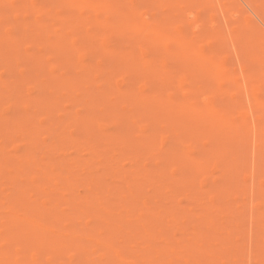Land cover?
I'll use <instances>...</instances> for the list:
<instances>
[{
  "label": "bare ground",
  "instance_id": "obj_1",
  "mask_svg": "<svg viewBox=\"0 0 264 264\" xmlns=\"http://www.w3.org/2000/svg\"><path fill=\"white\" fill-rule=\"evenodd\" d=\"M42 1L0 0V52L64 57L40 85L5 64L0 264H242L245 243L264 264V0H217L221 22L212 0ZM227 130L259 160L251 199Z\"/></svg>",
  "mask_w": 264,
  "mask_h": 264
},
{
  "label": "rangeland",
  "instance_id": "obj_2",
  "mask_svg": "<svg viewBox=\"0 0 264 264\" xmlns=\"http://www.w3.org/2000/svg\"><path fill=\"white\" fill-rule=\"evenodd\" d=\"M14 1V0H12ZM37 3L42 4L43 1L42 0H34ZM131 2L133 4H136L137 0H131ZM228 2H231L232 5L235 6V8H237L240 13H242L243 15L249 17L250 15H254V12H252L250 6L247 4V2L245 0H228ZM212 6H213V16L217 19L218 22H221L223 20V16H222V12H221V5L217 0H212ZM181 11L183 12V14H186V16L188 15L189 19H192L194 14L190 13V7L189 5H187L186 3H183L181 6ZM14 14L18 15L19 17H25L29 12L25 9H21L18 7V5L14 6ZM255 16V15H254ZM252 16V17H254ZM255 18V17H254ZM257 20V19H256ZM258 21V20H257ZM260 23V22H259ZM261 24V23H260ZM7 27L9 28H15L17 30H19V32L21 34H25L27 37H29L30 33H31V29L28 27H22L19 28L18 26V22L12 19H8L7 20ZM261 29L264 30V28H262L263 24L260 25ZM88 29H93L94 27L92 25H87L85 26ZM264 27V26H263ZM260 29V30H261ZM191 32H199V29H197V27H193L190 29ZM264 32V31H263ZM115 37L112 35H108L107 36V41H114ZM35 44L30 40V39H26L24 41V43H19V49L15 50L16 52H10V53H3L0 52V123L3 120V118H5L6 113H7V101L6 99H4V95L5 92L10 89L12 91L15 90V88L12 86H8V88H6V86H4V82L3 79L6 78V76L9 74V68L7 69L5 67L6 62L11 63L14 65L15 69H19L21 67L25 68L26 70H29V72H27L26 74V80L28 82H30L31 84H37L40 85L41 84V79L46 78L49 76V66L52 65H60L62 62H64V57L62 55H53V57L49 60H43V59H33V58H26L25 57V49L28 48L29 46H34ZM60 47L68 49V47L64 46V44L62 42L59 43ZM73 50L72 47H69L68 49ZM102 53V49L100 48H93L90 51V54L93 55V58H99L100 54ZM164 57H169V56H173V55H168V54H163ZM102 63V62H101ZM103 64V63H102ZM92 67V66H91ZM17 70H12L13 73L11 74V76H13V78H18L20 75L18 73ZM154 70V68L152 69ZM7 74V75H6ZM95 76V75H94ZM125 78L126 75L123 76H117L115 78H113L112 83L111 84H116L119 87L114 88L113 91L110 93L112 96H118V97H123L125 95V91L122 89L121 85L125 82ZM77 83L80 84L81 86L83 85V87H86V85L89 83V81L87 79H82V78H78L77 79ZM58 85V84H57ZM55 85H52L48 82H46V87L45 89L47 91H51L52 89H54ZM112 90V89H111ZM88 93H90L91 95H94L96 93L95 90L89 89ZM243 112H247L246 110ZM118 119V118H117ZM116 120V117H115ZM137 125L139 128H141L140 130H137ZM134 126H136L134 128ZM1 124H0V133L2 132V128H1ZM132 127L136 130V134L137 135H142L146 130L148 131V128L151 129V127H149L146 124H141L138 123L136 125H132ZM223 135L225 136V139L221 140V143L225 144L227 141H229L228 139H231L234 137L235 135V147H234V153H235V162L238 166L239 171L242 173V175H244L245 177V184L244 187H242V191L244 192L245 196H247L248 199L253 198V196L255 195V192L253 190V188L250 185V178H252L253 176H255V174L257 173V167H258V158L256 157V155L254 154L253 149L250 147V145L246 144L243 139H238V135H236V132L234 134V132L227 130L223 133ZM18 137H21L22 135L17 134ZM170 136V135H169ZM167 136V137H169ZM200 142L202 143H206L205 140H201ZM153 143H147L145 146V151L147 149H150L151 147H153ZM69 150V149H66ZM77 192L79 193V195L83 194V187L82 185H78L76 188ZM20 199L22 201L27 200L26 196H20ZM177 202L179 203H183L184 199H180ZM248 206V205H247ZM46 213H50V209H46L45 210ZM250 237L249 235H244V241L248 242ZM241 252L242 254L245 256V261L242 264H249L248 260L251 258V254L252 251L249 249V247L246 245L241 247ZM95 258H97L98 260L101 259V257L99 255H95Z\"/></svg>",
  "mask_w": 264,
  "mask_h": 264
}]
</instances>
